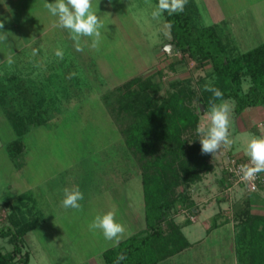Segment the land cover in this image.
Masks as SVG:
<instances>
[{
	"label": "rangeland",
	"instance_id": "374dc122",
	"mask_svg": "<svg viewBox=\"0 0 264 264\" xmlns=\"http://www.w3.org/2000/svg\"><path fill=\"white\" fill-rule=\"evenodd\" d=\"M217 1L226 20L213 22L206 0H196L200 16L193 13L190 22L215 24L240 52L264 43V0ZM44 3L5 0L7 11L0 12L4 21L0 31L11 33L7 42H0V93L23 92L15 99L16 104L43 102L47 117L45 125L31 128L24 136V152L11 158L6 145L15 133L0 104V229L9 225L10 209L21 208L22 214L38 217L36 227L25 235L23 251L29 252L28 264H105L103 252L113 242L89 229L96 215L116 208V219L126 228L120 241L129 236L127 233L146 227L140 168L120 128L128 127L134 115L146 110L143 105L147 97L160 102L180 93L182 104L191 105L197 112L199 103L190 100L189 89L199 91L215 78L208 75V63L198 65L196 59L175 50L170 37L160 31L165 16L162 21L151 18L156 5L152 0H99L98 15L107 28L105 39L93 49L91 38L82 37L83 51H76L66 29L53 27L43 33L46 22L56 20ZM33 47L39 49L36 56H32ZM57 49L64 52L62 60L55 56ZM12 53L14 63L9 66L6 58ZM69 73L76 75L69 79ZM133 77L146 88L141 90L134 84L116 91L117 85H125ZM247 84L243 82V90ZM136 99L141 108L127 106ZM226 101L235 104L232 99ZM242 115L239 112L238 117ZM235 118L233 109L229 150L232 156H248L249 140L260 134L257 128L237 132ZM205 119L206 113L200 116L199 124ZM195 136L201 138L192 130L182 134L189 140L187 144ZM225 148L213 156L208 154L212 167L199 170L198 181L178 184L169 192L176 200L161 225L166 234L172 223L189 219L182 231L194 241L204 235L205 220L211 221L201 214L202 209L206 208V215L224 210L228 216V221L202 242L175 256L177 264H241L235 251L239 227L234 215L242 219L248 206L252 214L264 213V188L250 191L244 184H235L221 194L218 179L228 160ZM77 186L84 194L81 209H65L61 204L63 190ZM183 191L196 204V212L183 208L179 198ZM21 192L25 199L19 202ZM246 200L250 202L247 206ZM0 249H12L8 236L0 234Z\"/></svg>",
	"mask_w": 264,
	"mask_h": 264
},
{
	"label": "trees",
	"instance_id": "16d2710c",
	"mask_svg": "<svg viewBox=\"0 0 264 264\" xmlns=\"http://www.w3.org/2000/svg\"><path fill=\"white\" fill-rule=\"evenodd\" d=\"M164 16L166 21L172 23L170 42L174 43L175 50L196 59L198 65L208 63V75L215 78L212 86L222 91L223 100L235 101L236 114L247 107L264 105V43L244 52H237L231 40L221 34L218 28L193 25L186 6L181 13L171 16L165 13ZM244 81H248V86L243 90ZM138 82L133 77L125 85H117L115 89L120 91L124 86L130 88L137 84L139 89L144 90L146 85ZM9 92L0 93V104L15 133V137L6 145L9 156L15 158L25 150L23 139L26 133L35 126L45 125L47 117L43 102L16 104L15 99L19 98V94L23 95V92ZM188 93L191 101L199 103L197 112L191 105L182 104L183 97L180 93L160 102L151 101L147 97L148 100L143 105L146 110L134 115L135 120H132L128 127L126 125L120 128L125 143L140 168L146 227L107 248L103 252L105 264H154L182 250L188 244L181 231L182 223H172L168 234L161 225L176 200L174 196H169V192L178 184L198 181L199 170L209 171L212 167L208 162V154H202L201 144L196 136L187 144L189 140L183 139L182 134L185 130L196 132L200 116L210 108V100L220 102L214 100L212 93L204 88L199 91L189 89ZM128 102L127 106L130 108L142 106L137 99L130 100L131 105ZM230 156L232 155L228 157ZM221 170L222 176L218 183L221 186V194H224L223 192L231 187V182L229 174L224 168ZM259 188H264V185ZM179 198L181 203L184 202L183 208L196 212V204L185 191ZM24 199L25 196L17 198L19 202ZM247 200L246 206L250 204ZM5 203L9 204L7 201ZM248 207L244 214L241 211L242 219L238 214L234 215L239 227L235 242L237 262L264 264V213L252 214ZM22 211L21 208L16 210L12 207L7 214L9 225L0 229V234L8 236L12 244L10 251L4 252L0 249V264L29 262V252L23 251V245L25 235L36 227L38 217H35L36 214L28 217L22 214ZM189 221L186 219L183 223ZM227 221L226 212L219 210L214 214L210 228L218 227Z\"/></svg>",
	"mask_w": 264,
	"mask_h": 264
},
{
	"label": "clouds",
	"instance_id": "9594fccd",
	"mask_svg": "<svg viewBox=\"0 0 264 264\" xmlns=\"http://www.w3.org/2000/svg\"><path fill=\"white\" fill-rule=\"evenodd\" d=\"M99 0H96L95 6L93 0H54V3H48L45 0L44 8L48 13L55 17L56 20L53 27L66 29L71 39L75 43L76 51H83L80 44L82 37H89L92 40L91 47L98 49L101 41L105 39L103 35L107 31L106 24L98 15ZM187 0H158L157 4L151 12L152 20L162 21L165 13L169 16L184 11ZM4 28V21L0 20V30ZM172 23L170 21H162L160 31L164 36L170 37ZM11 33L0 31V42H7ZM33 43H36L35 37H32ZM37 47L32 48V56L38 54ZM13 55L9 54L6 63L10 66L14 63ZM55 56L59 59L64 58L62 49L55 51ZM75 73H69L68 78L71 79ZM204 90L211 92L214 100H210V108L206 113V119L196 127V133L201 144L202 154H215L222 146H230L231 120L234 104L223 100V93L220 89L212 86L211 82L204 85ZM247 155L249 163L240 166L241 179L248 181L254 179L258 174L264 173V137L252 136L247 144ZM84 199V194L79 187L63 190L62 207L79 210L82 205L80 201ZM91 231H99L107 241L113 242V245L119 243L120 239L126 234L125 226L116 219V208L113 207L109 211L98 214L89 224ZM130 235V233H127Z\"/></svg>",
	"mask_w": 264,
	"mask_h": 264
},
{
	"label": "crops",
	"instance_id": "0c3cea01",
	"mask_svg": "<svg viewBox=\"0 0 264 264\" xmlns=\"http://www.w3.org/2000/svg\"><path fill=\"white\" fill-rule=\"evenodd\" d=\"M14 2V0H12ZM51 0H47L46 2H50ZM155 4H157L158 0H152ZM207 2V7H208V12L210 13V17L212 19L213 22H218L220 20H226L227 19V15L224 14L222 15L221 14V10L218 8L217 6V0H206ZM0 4H3L2 6L0 5V12H5L7 11V7L4 5L5 4V0H0ZM6 7V8H5ZM186 9L188 10L189 14H190V17H192L193 13L197 14V16L199 17L200 14H199V11L197 9V6H196V0H187V4H186ZM43 12L46 13V10L43 9ZM56 19V18H55ZM53 20V19H52ZM52 20H49L46 22L45 26L46 28L45 31L43 33H47V30L53 28V24L54 22ZM198 25V24H196ZM198 26H214L215 28L216 25L215 24H212V25H205V24H199ZM28 27V26H27ZM221 33V32H220ZM224 36H226L227 38H229L231 40L230 37H228L226 34L222 33ZM39 35V34H38ZM37 36V35H36ZM36 36H33V37H36ZM172 39V35L170 34V39H168V41L170 42ZM232 42V40H231ZM232 44L234 45L235 43L232 42ZM172 45V44H171ZM255 47V46H254ZM253 48V47H252ZM251 49V48H250ZM237 52H240L238 51V49L236 48ZM244 52V51H243ZM248 86V84H247ZM246 86V88H247ZM245 89V88H244ZM227 100V99H225ZM233 100V99H232ZM219 103V102H218ZM235 103V101H234ZM235 106V104H234ZM240 112L243 113L242 117L239 118L238 117V114L235 113L236 115V118H235V123H236V131L237 132H245V131H248V130H256L255 128H257L258 130H256L259 134H260V137H264V105H257V106H251V107H247V108H244L243 110H241ZM207 113V112H205ZM249 118V119H247ZM238 120H241L238 121ZM232 136H234V134H232ZM232 145V144H231ZM230 146H226L227 148H225V156L228 157L229 155H231V152H230ZM225 147V146H223ZM237 155H241L243 156L244 154L243 153H238ZM141 182V180H140ZM142 185V184H141ZM143 192V190H142ZM18 197H24V192H21L20 194H18ZM143 199H144V194H143ZM143 209H144V213H145V203L143 202ZM204 212H206V208L205 209H202L201 211V214L204 215L206 218L208 219H211V221L209 220L207 222V220H205V229H204V235L202 234V236H200L199 239L197 240H189L185 235V240L187 241V246L185 248H183L182 250L178 251V252H175L173 253L172 255L162 259V260H159L158 262L154 263V264H177V261L176 260H173L175 256H180L186 249H191L192 247H194L195 245L199 244L200 242H202L204 240L205 237H207V235H209L210 233H212L214 230L218 229L219 227H216V228H210V224H212V218L214 216V214L216 212H212L210 214H205ZM200 212L197 214V217L199 215H201ZM145 216V214H144ZM176 221V220H175ZM196 221V220H195ZM194 222V221H193ZM182 223V227H181V231L183 230V227L185 225H188L187 223ZM206 223L208 225H206ZM180 224V223H178ZM146 226V224H145ZM145 228H142L141 230H139L138 232L144 230ZM213 230V231H212ZM137 233V232H135ZM183 233V231H182ZM203 233V232H202ZM134 234V233H133ZM184 234V233H183ZM132 235V234H131ZM130 236V235H129ZM195 259V258H193ZM195 261V260H194ZM207 261H202L201 264H206ZM180 264V263H179Z\"/></svg>",
	"mask_w": 264,
	"mask_h": 264
},
{
	"label": "built area",
	"instance_id": "2783aa9c",
	"mask_svg": "<svg viewBox=\"0 0 264 264\" xmlns=\"http://www.w3.org/2000/svg\"><path fill=\"white\" fill-rule=\"evenodd\" d=\"M249 159V156L228 157L227 163L223 168L229 174V181L231 182V187H233L235 184H244L247 189H249L250 191H254L258 189L260 185H264V173L258 174L252 180L245 181L241 179L242 174L240 172V166L249 163Z\"/></svg>",
	"mask_w": 264,
	"mask_h": 264
},
{
	"label": "water",
	"instance_id": "95a60500",
	"mask_svg": "<svg viewBox=\"0 0 264 264\" xmlns=\"http://www.w3.org/2000/svg\"><path fill=\"white\" fill-rule=\"evenodd\" d=\"M172 46H174V44H172ZM201 109H202V106H201Z\"/></svg>",
	"mask_w": 264,
	"mask_h": 264
}]
</instances>
